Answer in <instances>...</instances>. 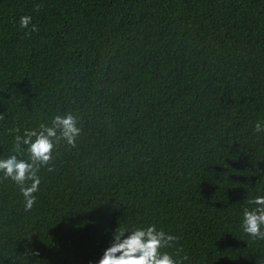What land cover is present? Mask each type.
<instances>
[{"label": "trees", "instance_id": "obj_1", "mask_svg": "<svg viewBox=\"0 0 264 264\" xmlns=\"http://www.w3.org/2000/svg\"><path fill=\"white\" fill-rule=\"evenodd\" d=\"M68 112L78 148L31 211L0 172V264H98L152 224L183 264H264L241 227L264 196V0H0V159Z\"/></svg>", "mask_w": 264, "mask_h": 264}, {"label": "clouds", "instance_id": "obj_2", "mask_svg": "<svg viewBox=\"0 0 264 264\" xmlns=\"http://www.w3.org/2000/svg\"><path fill=\"white\" fill-rule=\"evenodd\" d=\"M32 19L30 15L21 16L20 27L28 29L31 26L32 32L38 31ZM2 119L4 117L0 115ZM78 123V117L68 112L55 115L50 125L41 123L38 130H25L23 135L19 134V128L9 129L16 133L13 152L18 153L23 150L22 145L27 146L29 159H18L16 154L0 159V172L4 179H10L19 188L25 212L31 211L37 201L35 194L40 189L41 170L55 171L54 152L57 146H64L69 151L78 148L82 133ZM255 132H264V122L255 123ZM247 203L254 207L244 209L241 227L253 241L264 240V196H256ZM126 233L129 235L125 236ZM177 242L178 237L163 229L158 230L155 224L132 230L118 227L98 264H183L189 257L183 254L182 248H176ZM164 248H176L175 256L181 258L174 259L173 255L162 252Z\"/></svg>", "mask_w": 264, "mask_h": 264}]
</instances>
